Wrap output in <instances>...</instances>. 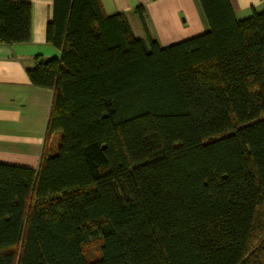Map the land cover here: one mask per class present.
Listing matches in <instances>:
<instances>
[{
  "label": "trees",
  "instance_id": "1",
  "mask_svg": "<svg viewBox=\"0 0 264 264\" xmlns=\"http://www.w3.org/2000/svg\"><path fill=\"white\" fill-rule=\"evenodd\" d=\"M198 1L208 29L160 46L53 0L60 57L27 70L53 92L45 142L36 169L0 162V264H264V8ZM30 24L0 0V43Z\"/></svg>",
  "mask_w": 264,
  "mask_h": 264
},
{
  "label": "crops",
  "instance_id": "2",
  "mask_svg": "<svg viewBox=\"0 0 264 264\" xmlns=\"http://www.w3.org/2000/svg\"><path fill=\"white\" fill-rule=\"evenodd\" d=\"M31 6L30 39L0 43V162L36 169L45 142L53 92L34 86L27 70L36 58L60 57V51L45 39L53 0H11ZM238 19L264 8V0H229ZM106 14L126 15L136 38L166 46L208 29L198 0H100ZM144 8L146 31L134 8Z\"/></svg>",
  "mask_w": 264,
  "mask_h": 264
},
{
  "label": "rangeland",
  "instance_id": "3",
  "mask_svg": "<svg viewBox=\"0 0 264 264\" xmlns=\"http://www.w3.org/2000/svg\"><path fill=\"white\" fill-rule=\"evenodd\" d=\"M97 249H98V247L95 246V247L91 248V250L89 252L95 254V252H96Z\"/></svg>",
  "mask_w": 264,
  "mask_h": 264
}]
</instances>
